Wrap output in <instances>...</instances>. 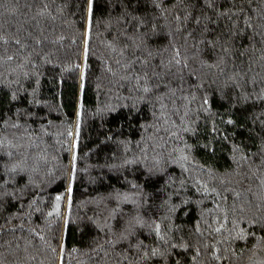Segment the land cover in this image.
<instances>
[{"label": "trees", "instance_id": "obj_1", "mask_svg": "<svg viewBox=\"0 0 264 264\" xmlns=\"http://www.w3.org/2000/svg\"><path fill=\"white\" fill-rule=\"evenodd\" d=\"M0 264H264V0H0Z\"/></svg>", "mask_w": 264, "mask_h": 264}]
</instances>
